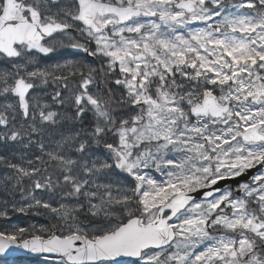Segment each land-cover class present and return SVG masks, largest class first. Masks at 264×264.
I'll return each instance as SVG.
<instances>
[{
  "label": "snow or ice",
  "instance_id": "1",
  "mask_svg": "<svg viewBox=\"0 0 264 264\" xmlns=\"http://www.w3.org/2000/svg\"><path fill=\"white\" fill-rule=\"evenodd\" d=\"M0 219V255L264 264V0H0Z\"/></svg>",
  "mask_w": 264,
  "mask_h": 264
},
{
  "label": "rangeland",
  "instance_id": "2",
  "mask_svg": "<svg viewBox=\"0 0 264 264\" xmlns=\"http://www.w3.org/2000/svg\"><path fill=\"white\" fill-rule=\"evenodd\" d=\"M194 27H202V24H196L193 25ZM155 175H159L158 173H155ZM21 216L24 217V219L20 222L14 221L11 223L16 225H22V226H27V224L29 223H46L45 218H41L39 216H36L35 218H28L26 219L24 215L21 214ZM4 222L2 221V219H0V225H2ZM0 264H57L56 262V258L54 257H49L47 260L44 258V256H40V257H36V258H26L25 259H15V260H1L0 259Z\"/></svg>",
  "mask_w": 264,
  "mask_h": 264
},
{
  "label": "flooded vegetation",
  "instance_id": "3",
  "mask_svg": "<svg viewBox=\"0 0 264 264\" xmlns=\"http://www.w3.org/2000/svg\"><path fill=\"white\" fill-rule=\"evenodd\" d=\"M75 35V33H74ZM53 59L48 62H60L63 63L65 60H72L76 62H84V63H91L93 58L88 57L87 54L80 52L78 50H72V49H62L57 56H53ZM240 182H247V181H240ZM227 187H231L232 189L237 188V183L230 182Z\"/></svg>",
  "mask_w": 264,
  "mask_h": 264
},
{
  "label": "water",
  "instance_id": "4",
  "mask_svg": "<svg viewBox=\"0 0 264 264\" xmlns=\"http://www.w3.org/2000/svg\"><path fill=\"white\" fill-rule=\"evenodd\" d=\"M252 173L254 174L255 170H252ZM236 179L240 182V180H248L249 177L246 175L244 177L236 178ZM229 182H235L236 183V181H233V180L221 181L219 183V186L223 189V188H225L227 186V184ZM201 191H203V190H201ZM196 198L197 199H202V197H200V196H197ZM22 256L37 257V256H41V255L32 254V253L27 252L26 250L15 249V248L13 250H10V253H8V254L0 255L1 258H17V257H22Z\"/></svg>",
  "mask_w": 264,
  "mask_h": 264
},
{
  "label": "trees",
  "instance_id": "5",
  "mask_svg": "<svg viewBox=\"0 0 264 264\" xmlns=\"http://www.w3.org/2000/svg\"><path fill=\"white\" fill-rule=\"evenodd\" d=\"M22 215H24V214H22ZM25 216V215H24ZM26 217H28V218H35L36 216H25V218ZM39 217H41V218H44V217H42V216H39ZM28 218H26V219H28ZM24 219V217L23 216H21V214H16L14 217H12V222H14V221H17V222H20V221H22ZM3 221V220H2ZM4 222V221H3Z\"/></svg>",
  "mask_w": 264,
  "mask_h": 264
}]
</instances>
